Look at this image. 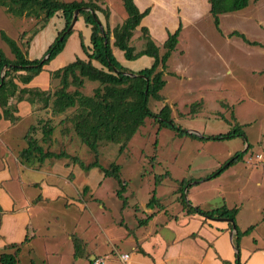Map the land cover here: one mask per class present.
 Instances as JSON below:
<instances>
[{"label":"rangeland","instance_id":"374dc122","mask_svg":"<svg viewBox=\"0 0 264 264\" xmlns=\"http://www.w3.org/2000/svg\"><path fill=\"white\" fill-rule=\"evenodd\" d=\"M85 1H93L110 11V28L122 24L127 17L122 0ZM161 1L163 4L159 3L148 20L154 24V40L161 52L166 40L165 23L170 25L182 20L184 31L164 70L166 84L161 91L164 99H152L149 106L158 112L169 104L174 124L160 127L154 117L148 116L123 152L120 144L101 143L98 157L75 131L63 136L57 126L51 135L53 145L43 146L45 151H65L69 156H48L25 162L30 169L19 170L23 189L20 187L18 191H22L23 199L34 200L41 193H46L47 199L31 211L32 220L38 224L33 241L36 249L33 251L32 245L23 246L18 264H30L32 259L36 264H94L95 257L104 258L107 264H124L121 253L134 255L136 238L155 226L142 225L140 220L152 213L161 220L182 216L183 193L186 200L204 210L223 205L237 207L239 222L256 225L255 233L264 240V0H251L242 10L221 14L218 26L208 0ZM179 8L186 14L184 19ZM100 14L105 20L104 14ZM38 24L32 17L10 15L0 5V48L14 58L9 45L1 38L2 31L26 48ZM73 33L66 49L47 64L48 70L77 57L88 59L80 39ZM241 34L257 44L248 43ZM46 42L43 34L35 48H31L29 57L41 58ZM130 44L137 50L145 47L140 28L135 30ZM114 49L117 54L122 51L118 47ZM48 70L35 77L34 85L47 86ZM98 85V82H87L86 93H93ZM196 102L199 104L194 107ZM23 105L31 110L30 103L24 101ZM51 113L48 116L57 125L60 119ZM31 120L32 115L29 123ZM37 121L32 122L37 124ZM237 124L244 125L247 140L243 135L209 138L225 135ZM24 126L22 123L13 130L14 136L2 135L9 148L0 145V155L6 154L12 167L16 165L14 154L19 144H24L16 132L26 133L30 125ZM178 126L187 132H181ZM37 131L35 135L42 144L40 126ZM237 153L243 155L242 159L220 175L207 178ZM96 160L98 164L89 167ZM112 163L121 165V177L126 183L125 203L117 194L118 181L104 172ZM43 164L39 171L32 169ZM50 190L55 191L56 197L49 196ZM154 195L158 202L148 206ZM70 235L88 243L89 257L73 254L74 240H68Z\"/></svg>","mask_w":264,"mask_h":264},{"label":"trees","instance_id":"16d2710c","mask_svg":"<svg viewBox=\"0 0 264 264\" xmlns=\"http://www.w3.org/2000/svg\"><path fill=\"white\" fill-rule=\"evenodd\" d=\"M208 1L210 3V12L217 26L219 25L221 14L242 10L248 7L251 2V0ZM122 2L127 12V17L122 24H117L115 27L110 28V11L93 1L0 0V5L10 15L27 16L37 20L39 24L34 35L44 28L58 11H62L65 19V27L59 32L41 58L31 59L29 57V48L33 37L27 40V47L23 48L16 39L10 37L6 32L2 31L1 33V38L9 45L14 58H10L0 48V119L10 120L12 123L18 121L21 118L17 114L19 111L18 104L22 101H28L32 105H36L35 108L39 110L50 109L55 115L65 114L60 118L57 125L53 124V119L51 118H42L38 120L37 124L29 126L24 137L27 146L19 153L21 161L43 160L48 156L59 158L69 156L65 151H60L59 153L45 151L43 143H39L40 140L35 135L38 132L37 130H39V126L43 132L42 140L44 143L52 140L51 135L58 126L62 135H69L72 130L75 131L81 141L98 157L101 143L112 142L120 144V151L123 152L132 137L145 124L148 116L154 117L160 127L169 123L174 124L172 108L169 104H165L158 112H154L150 108L149 103L152 99H164L161 93L166 84L164 70L172 53L177 48L183 24L180 22L174 32H169L168 38L164 41V52L162 53V49L156 44L149 27L141 25L142 20L150 14L152 8L149 6L141 10L135 0H122ZM82 7L91 8L94 14L91 10H84ZM78 8L81 9L80 15L84 16L86 23L92 27L90 47L85 45L81 34V46L86 52L88 59L77 57L74 61L62 67L49 70L50 81L51 84H55L54 87L50 86L48 89H42L40 87L26 86L45 70V65L49 64L64 50L74 28L67 33L66 30L73 19L75 10ZM97 12L104 14L107 20L106 27H104ZM139 26H141L142 35L146 40L145 47L141 50H137L135 46L130 44L134 31ZM112 36L114 38L113 43ZM241 36L248 43L257 44L256 41H251L244 34H241ZM113 45L122 50L128 60L147 55L154 58V62L150 67L139 71L130 70L117 59ZM95 61L100 66L96 65ZM3 72L4 75H2ZM127 72L131 74H126ZM89 81L99 83L91 94H87L85 91V86ZM198 104L199 102H196L193 106L195 107ZM243 127L244 125L237 124L231 132L225 135H210L209 138L218 139L243 135L247 140ZM177 128L181 132H187L181 126ZM242 156L241 153H237L226 165L212 172L207 178L211 179L220 175L232 164L242 159ZM74 159L79 161L78 157H74ZM80 163L83 164L81 161ZM97 164L98 160L89 167ZM104 172L106 176L114 177L118 181L120 188L117 194L125 203L124 192L126 183L121 177V165L112 163L109 168H104ZM160 177H158V180H161ZM185 196L186 193H183L182 204L188 214H200L212 219H233V224L237 226L236 248L238 251L235 264H242L240 259V240L243 235L250 233L255 225L241 230L236 221L237 207L229 208L223 205L213 210H204L200 205H194L186 200ZM40 200H44L42 193L33 202L37 203ZM157 200V196L154 195L147 205L151 206L154 202H158ZM2 211L0 207V212ZM154 214L152 213L146 219L140 220V224H146ZM196 235L195 233L193 234V236ZM28 240L29 237L20 243H7L4 248L0 249V264H18L19 255ZM73 240L74 254L81 257V253L85 252L84 242L75 235H73ZM140 251L147 254L142 248H140ZM30 264H36L34 259L31 260Z\"/></svg>","mask_w":264,"mask_h":264},{"label":"crops","instance_id":"0c3cea01","mask_svg":"<svg viewBox=\"0 0 264 264\" xmlns=\"http://www.w3.org/2000/svg\"><path fill=\"white\" fill-rule=\"evenodd\" d=\"M135 2L141 10L146 9L149 6L152 8L150 14L144 17L142 20L141 25L148 26L152 36L155 39L154 24L148 23V20L154 14L159 3L163 4V2L161 0H135ZM179 10L180 14L182 15L181 17L184 19L186 14L180 8ZM97 13L103 25L106 27V18L104 20L100 12ZM180 22L183 24L182 31H184V23L182 20ZM180 22L176 21L170 25H167L166 23L164 24V27L167 28V30H163L165 36L164 40L168 38L169 32H174L178 28ZM110 23H112L111 19H109V24ZM64 27L65 19L63 13L62 11H58L49 20L48 24L33 36L30 43L29 52L31 48H35L39 38L43 34H46L47 37V42L45 44L47 50ZM138 28L141 29V26ZM74 31L75 33L73 34L77 35V37L80 39V43L82 34L85 45L87 47L91 46L92 27L86 23L84 16L79 14ZM113 41L114 38L112 36V43ZM66 46L64 49H66ZM114 47L115 46L113 45V50L117 59L121 62V64L130 70L139 71L146 67H150L154 62V58L147 55L141 56L134 60H128L124 58L125 56L123 51L117 54ZM81 58L85 59L86 57L83 56ZM45 70H48L47 65L45 66ZM33 80L26 86L40 87L42 89H48L51 86L50 76L47 86L34 85ZM23 102L24 101L18 104L19 111L17 114L21 117L18 121L12 123L10 120L0 119V145L7 146V149L9 148V145L4 142V138L2 136L4 133L12 134L14 136L13 130L17 129V127L22 123H24L25 128L27 125L29 126L34 124L32 122L34 119H53L52 116H48V113L51 112L50 109L39 110L35 108L36 105L34 106L30 103L31 110L28 111L24 107ZM31 115L32 120L31 123H29V118ZM56 117L60 119L63 116L60 114V116L57 115ZM16 134L23 138L24 141V144H19V150L16 151V154H14L16 165L12 167V165L6 159V154L4 157H1L0 155V207L3 210L0 212V249L4 248L7 243H20L29 237V240L25 243V245H32L31 249L34 251L36 246L33 245V241L37 236L35 225L38 226V224L36 221L32 220L31 211H34L36 208H38L39 204H41L44 200L38 201L37 203H34V200H31L28 197H26L24 200L22 191H18V188L20 187L23 189L22 184H20V182H22V178L19 170H29L30 168L19 158L20 151L27 146L26 140L24 138L25 133L21 131L20 134L17 132ZM47 143H51V146L53 145L52 140ZM43 167L44 164L40 167H33L32 169L39 171ZM49 196L56 197L55 191L50 190ZM43 197L44 199H47L46 193L43 195ZM236 221L238 227L241 230H245L249 226L254 225H243L241 222H239L238 217H236ZM146 224H150V227L152 225L155 226L153 229L150 228L143 236L136 238V246L133 248L135 250L134 255L131 256V254L128 252L121 253V255L126 253L129 254L128 260L125 261L126 264H235L236 262V254L238 251L236 248L237 228L235 229L233 223L228 220L220 218L212 219L200 214H188L186 211H184L182 216L176 215L165 220H161L158 215L154 214V216ZM235 227L237 226L235 225ZM256 228L257 227L255 225L253 230L250 233L243 235L240 240V259L242 264H264V240H262L260 236L255 233ZM194 233L197 235L193 236ZM52 237L55 238L56 235L52 234ZM68 240H73V235L68 236ZM83 244L85 252L81 253V255L84 254V256L81 257H89L91 254L88 250L89 245L87 242ZM140 248L144 249L147 254L142 253ZM74 251L75 249L73 246V254ZM120 260L123 261L121 256ZM76 262L77 261H75V263Z\"/></svg>","mask_w":264,"mask_h":264},{"label":"water","instance_id":"95a60500","mask_svg":"<svg viewBox=\"0 0 264 264\" xmlns=\"http://www.w3.org/2000/svg\"><path fill=\"white\" fill-rule=\"evenodd\" d=\"M82 9H84V10H91L92 13L94 14V11H93L91 8H88V7H82ZM80 11H81V9H79V8L75 10V13H74L73 19H72V21H71V23H70L68 29L66 30V33L69 32L71 29H73V28L75 27V24L77 23L78 18H79ZM126 74H131V73L127 72ZM2 75H4V72H3ZM191 132H196V131H193V130H192ZM220 219L228 220V221H230V222L233 223V219H232V218H220ZM233 225H234V224H233ZM234 228L236 229L235 225H234Z\"/></svg>","mask_w":264,"mask_h":264},{"label":"built area","instance_id":"2783aa9c","mask_svg":"<svg viewBox=\"0 0 264 264\" xmlns=\"http://www.w3.org/2000/svg\"><path fill=\"white\" fill-rule=\"evenodd\" d=\"M260 158H262V155H258ZM128 258H129V254L128 253H126V254H122L121 255V259L123 260V261H127L128 260ZM94 264H106V260L104 259V258H101V257H98V258H96V259H94Z\"/></svg>","mask_w":264,"mask_h":264}]
</instances>
